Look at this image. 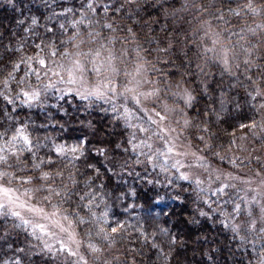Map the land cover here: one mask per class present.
I'll list each match as a JSON object with an SVG mask.
<instances>
[{
    "label": "snow or ice",
    "instance_id": "obj_1",
    "mask_svg": "<svg viewBox=\"0 0 264 264\" xmlns=\"http://www.w3.org/2000/svg\"><path fill=\"white\" fill-rule=\"evenodd\" d=\"M175 3L83 0L79 15L71 20L66 14L76 9L63 7L51 13L50 19L65 18L58 26L39 25L37 18L31 17L30 25L23 29L32 37L31 55L24 52L27 40L23 37L15 48L0 45L7 54L0 56V99L13 106L11 114L3 112L7 125L0 122V217L12 218L16 228H31L34 239L54 240L59 245L55 251L72 258L68 264H130L128 253L123 254V260L112 255L117 237L123 236L129 225L110 219L107 200L112 193L105 192L109 174L118 176L117 168L124 171L128 161L109 156L106 147H89L87 138L51 144L50 137L34 140L28 125L14 117L17 102L31 107L49 91L57 99L74 95L88 106L103 101L110 106L106 111L111 112L113 121L122 123L127 131L124 152L131 149L135 164L168 173L173 154L191 156L196 165H182L177 160L171 168L179 173L178 179L195 183L200 193L203 181L199 177L192 181L180 169L197 165L208 169V154L225 159L216 151L221 145L215 126L229 106L249 121L239 123V128L264 142V0H182L179 7H173ZM150 7L159 8L165 21L172 18L173 23H183L171 32L165 23L161 36L141 15ZM33 26L43 27L44 32ZM143 27H148L149 34L141 35ZM61 84L63 89L58 87ZM202 97H207L203 109L193 112ZM232 135L234 145V131ZM260 183L264 185V179ZM230 186L221 184L209 191L219 196ZM252 201L258 203L255 196ZM203 203L207 211L198 209L201 216L213 213L221 217L224 227L241 241H247L249 235L258 238L260 255L255 264H264V205L259 216L249 210L248 218L240 219L244 215L241 203H235L231 212L216 201L205 199ZM79 229L84 230V239H77ZM136 230L149 242L143 225ZM160 232L168 235L167 229ZM171 243L175 244V237ZM151 246L167 264L163 247L154 239ZM43 247L53 251L50 243L44 242ZM15 264H21L19 258ZM131 264H135L134 256Z\"/></svg>",
    "mask_w": 264,
    "mask_h": 264
},
{
    "label": "trees",
    "instance_id": "obj_2",
    "mask_svg": "<svg viewBox=\"0 0 264 264\" xmlns=\"http://www.w3.org/2000/svg\"><path fill=\"white\" fill-rule=\"evenodd\" d=\"M82 2L83 0H11L10 3L9 0H0V45L11 44V47L15 48L18 46L19 39L23 37L27 40L24 52L31 55L32 49L29 45L32 43V37L23 31L30 25L31 17L35 16L39 25L58 26L64 22L65 18L50 19L51 13L59 12L63 7L76 9L77 11L66 14L71 20L79 15L78 9ZM181 2L182 0H176L173 7H179ZM149 4L155 5L156 0H149ZM141 15L145 21H148L154 32L161 36H164L161 26L165 23L169 25V32L174 27L178 30L183 23L179 20L173 23L172 18L165 21L160 15L159 8L150 7ZM157 18L159 22L153 24L151 21ZM20 21H24V24L21 25ZM33 27L40 33L44 32L43 27ZM184 27L187 25L185 24ZM144 34H149L148 27H143L141 35ZM57 37H60L59 31H57ZM6 55L4 48L0 47V56ZM160 55L163 59V54ZM164 70L167 71V67ZM208 71L215 73L216 70ZM32 83L37 84L34 77ZM43 83L47 84L48 80L44 79ZM212 86L215 87V83ZM58 87L63 89L64 86L61 84ZM206 101L207 97L200 98L192 111L195 112L197 108L203 109ZM109 107L103 101H97L88 106V102L81 101L71 94L63 99H57L56 94L49 91L46 96L41 97L40 102L34 103L31 107L19 105L17 102L14 117L28 125L34 140L38 138L43 141L45 137H50L51 140L48 143L51 144L65 141L72 143L76 138H87L89 147L96 145L106 147L109 156L116 160L128 161L124 171L117 168L118 176L109 174L110 178L105 188L106 193H112L107 200L110 219L125 221L129 225L126 233L117 237L118 243L111 250L112 255L123 260L125 259L123 254L128 253L127 258L130 264L133 256L135 264H164V259L158 250L151 246V241L154 239L168 255L167 264H255L256 257L260 255L258 238L254 240V237L249 235L247 241H241L238 237H234L230 228L224 227L221 217L213 213L201 216L198 211L201 208L207 211L203 200L208 199L216 201L226 212H231L233 205L240 202L241 189L232 184L225 189L224 193L216 196L212 195L208 188L205 189L200 185V188L204 189L203 193H200L195 183L178 179L179 173L171 168V161L167 165L168 173L161 171L159 167L153 169L147 164H135L136 156L132 154L131 149L129 148L127 153L124 152L127 131L122 123L113 121L111 112L106 111ZM12 109V105H6L0 99V122L7 125L3 112L6 110L11 114ZM241 122L249 121L243 114L231 110V106L222 114L221 122L215 126L219 129L220 135L217 143L221 145L216 151L225 159L221 160L219 157L208 154L206 162L211 169L218 168L233 172L257 169L264 172V142L256 140L245 130L240 129ZM233 131L236 140L234 145L231 144ZM245 136L247 139H241ZM117 144L121 145L119 149L116 148ZM96 159L103 160V157ZM141 159L144 158L141 157ZM233 160L235 164L230 163ZM169 179L172 180L171 185L168 183ZM150 180L153 182L149 183ZM217 187L219 186L214 185L211 189L215 190ZM198 195L201 197L199 200ZM225 201H227L226 204ZM247 218L244 215L240 217V219ZM140 225H143L149 234L147 243L136 230ZM161 228L167 229L168 235L161 233ZM31 231V228L14 227L12 218L6 220L0 217V264L4 261L15 264L17 258L20 259L21 264H68V261L72 259L66 253H57L55 249L59 248L58 245L53 247L51 252L44 249L45 239L43 241L34 239L30 235ZM36 231L39 236L38 229ZM78 231L80 235L77 239H84V230ZM153 232L156 233L155 237L151 235ZM172 237H175V244L171 243ZM82 251L87 252L86 249Z\"/></svg>",
    "mask_w": 264,
    "mask_h": 264
},
{
    "label": "rangeland",
    "instance_id": "obj_3",
    "mask_svg": "<svg viewBox=\"0 0 264 264\" xmlns=\"http://www.w3.org/2000/svg\"><path fill=\"white\" fill-rule=\"evenodd\" d=\"M177 160H179L180 164L182 165H196V161L191 156L178 157L173 154L169 161L175 163ZM180 170L188 173L192 180H195L197 177H199V179L203 181L201 185L204 186L205 189H209L214 185L220 186L221 184H233L238 186L241 189L240 198H243V201L240 199L239 203H241V211L244 213V216L247 217V212L249 210H251L255 216L260 215L261 206L264 205V185H261L260 183V181L264 179L263 171L253 169V171L233 172L230 170H221L218 168L211 169L210 167L208 169H205L204 167H200L198 165L194 167H182ZM257 173H260V176H257ZM217 175H220V180L215 179ZM226 176H228V179H225ZM232 181H235L237 183H234ZM253 196L256 197V201H258V203L252 201ZM24 214L26 217L31 218L30 214ZM44 239L47 243L52 244L53 247H56V245H58L54 240L50 238L45 237Z\"/></svg>",
    "mask_w": 264,
    "mask_h": 264
}]
</instances>
